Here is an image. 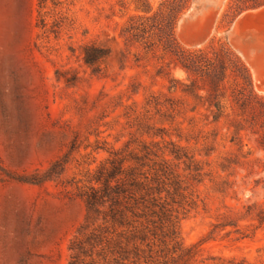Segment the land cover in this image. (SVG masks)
Wrapping results in <instances>:
<instances>
[{
  "label": "rangeland",
  "instance_id": "374dc122",
  "mask_svg": "<svg viewBox=\"0 0 264 264\" xmlns=\"http://www.w3.org/2000/svg\"><path fill=\"white\" fill-rule=\"evenodd\" d=\"M181 8L182 0H0V264H69L91 174L111 151L162 141L202 169L197 207L179 219L184 246L197 252L192 264H264V116L241 119L236 102L251 92L244 73L216 64L224 111L212 122L204 99L184 94L187 73L164 49L175 21L179 46L228 48L264 99L237 46L264 43V0ZM203 12L205 42L192 45L183 22ZM89 46L107 57L86 64ZM153 96L185 103L172 113L147 105ZM136 117L149 129L137 131ZM34 175L41 182L30 183Z\"/></svg>",
  "mask_w": 264,
  "mask_h": 264
},
{
  "label": "trees",
  "instance_id": "16d2710c",
  "mask_svg": "<svg viewBox=\"0 0 264 264\" xmlns=\"http://www.w3.org/2000/svg\"><path fill=\"white\" fill-rule=\"evenodd\" d=\"M190 3L191 0H182L181 11H186ZM139 26L132 24L130 30L137 31ZM174 30L175 21L168 31L164 49L171 53L175 66L187 73L189 85L182 84L186 88L184 94L204 99L207 117L212 116V122L218 121L224 111V97L220 94L224 78L217 81L210 75L216 64L224 70L231 68L232 73L239 70L244 73L240 78L251 92L236 102L242 100L241 119L247 117L255 123L259 114L264 116V99L253 93L250 70L237 56L228 48L217 53L213 47L185 49L176 42ZM94 53H97L94 46L84 49L86 64L93 66L107 57L105 53L99 56ZM184 103L172 100L161 103L153 96L147 105L173 113ZM135 122L137 131L149 129L139 117ZM162 131L164 128L153 137L163 138ZM129 147L130 143L124 149L109 152L91 174V185L83 195L87 213L69 247V264H192L197 252L184 246L179 219L194 210L199 202L198 186L202 182L199 162L195 155L173 142H141L138 148L130 150ZM29 182L41 181L34 175ZM261 214L262 211L256 216L260 218ZM228 225L233 226H224Z\"/></svg>",
  "mask_w": 264,
  "mask_h": 264
},
{
  "label": "bare ground",
  "instance_id": "6f19581e",
  "mask_svg": "<svg viewBox=\"0 0 264 264\" xmlns=\"http://www.w3.org/2000/svg\"><path fill=\"white\" fill-rule=\"evenodd\" d=\"M260 15L254 16L253 18H258V17H260ZM207 22H208V19L206 18L205 21L203 19H201V22L198 25H195V24L184 25L186 27L185 30L187 31V35H189V37L193 36V35L195 36V38L193 40H191L192 45L205 37V35L207 33V25H206ZM187 27H189V28H187ZM191 28L192 29H195V28L199 29V31L197 33L196 32L192 33L193 30ZM237 46H238L239 50L243 53V55L249 61L250 67L252 68V71H253L256 89L258 91L264 90L263 87H261L262 84L260 82L264 78V50L262 51L263 53H261L259 56L257 55L256 58L250 59V57L248 55L247 48L244 49V48L240 47L239 45H237Z\"/></svg>",
  "mask_w": 264,
  "mask_h": 264
},
{
  "label": "water",
  "instance_id": "95a60500",
  "mask_svg": "<svg viewBox=\"0 0 264 264\" xmlns=\"http://www.w3.org/2000/svg\"><path fill=\"white\" fill-rule=\"evenodd\" d=\"M204 13L205 12L199 13V14L197 13V14H194V15L190 16L189 18H187V19L184 20V22H183L184 25H190V24L191 25L192 24L198 25L201 22V19L204 17ZM206 18L208 19V17H206ZM207 24H208V22H207ZM205 37H206V35H205ZM205 37L202 38L201 40L197 41L193 45H196V46L202 45L205 42Z\"/></svg>",
  "mask_w": 264,
  "mask_h": 264
},
{
  "label": "crops",
  "instance_id": "0c3cea01",
  "mask_svg": "<svg viewBox=\"0 0 264 264\" xmlns=\"http://www.w3.org/2000/svg\"><path fill=\"white\" fill-rule=\"evenodd\" d=\"M246 33V31L244 32H240L238 33V35L244 34ZM240 47L248 50V55L250 54L249 52H251V56L249 55L250 59L252 58H256L257 55L259 56L261 53H263L262 51L264 50V43L263 44H257V45H253V46H243V45H239ZM251 48V51H250ZM239 49V48H238ZM264 79V78H263Z\"/></svg>",
  "mask_w": 264,
  "mask_h": 264
}]
</instances>
